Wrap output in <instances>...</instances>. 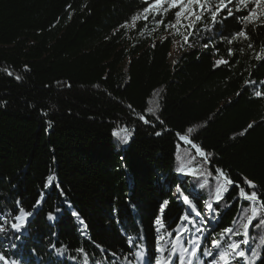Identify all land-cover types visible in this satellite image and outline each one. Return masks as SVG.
I'll use <instances>...</instances> for the list:
<instances>
[{
	"label": "trees",
	"instance_id": "trees-1",
	"mask_svg": "<svg viewBox=\"0 0 264 264\" xmlns=\"http://www.w3.org/2000/svg\"><path fill=\"white\" fill-rule=\"evenodd\" d=\"M144 7L0 0V254L8 264H136L138 256L213 264L204 255L213 244L235 253L228 264H264V225L252 227L264 220V96L252 90L264 83V4L233 0L234 14L225 9L215 24L204 12L174 63L172 39L161 37L174 10L163 24L151 15L139 22L136 32L149 27L148 36L128 38L126 25ZM239 188L260 199H241ZM18 210L31 213L20 232L10 228Z\"/></svg>",
	"mask_w": 264,
	"mask_h": 264
},
{
	"label": "snow or ice",
	"instance_id": "snow-or-ice-1",
	"mask_svg": "<svg viewBox=\"0 0 264 264\" xmlns=\"http://www.w3.org/2000/svg\"><path fill=\"white\" fill-rule=\"evenodd\" d=\"M233 2V0H218V4L215 6V11H212L210 8H206L205 4H206V0H145V7L143 9L144 12V20L147 21L149 18V15H151L153 17V19H155L156 17H160V19L156 20V24L160 25L164 23V14L167 11H173V15L174 18L177 19L178 21L181 19V17L185 14L188 13L189 14V23L186 25V27L188 28H194L195 27V22L202 20L204 18L203 14L204 12H210V18L213 24L216 23V17L225 11V9H227V15L231 16L233 15V10L232 8L228 7L229 4H231ZM239 3L241 5H246L247 4V0H239ZM255 5L259 6L261 4H264V0H254ZM199 7V12L200 15L196 14V7ZM236 11H240V8H237ZM194 17V19H193ZM252 17H256V12L255 10H249L247 15L243 16L242 19L244 21H251ZM226 18V17H225ZM258 18V17H257ZM134 20L137 19V17L133 18ZM172 27H175V25H171ZM237 36H244L245 38H247V33L244 31H241L239 33L236 34ZM185 41L187 42L188 37H184ZM229 43H231V40L229 41ZM251 46V45H249ZM205 47H207V45H205ZM229 54L231 55V49H229ZM218 65L219 64H226L228 63V61H225L223 59L218 60L216 62ZM17 79H19V77H17ZM255 95L257 97L261 96V93L259 91L255 92ZM149 112H152V109H148ZM140 119H142L145 123H149V121L147 119H145V117L142 115L140 117ZM253 125H249V128H252ZM189 132L192 131V129H188ZM160 133H157V135H159ZM114 135H118V133H114ZM123 142L127 143V136L123 137ZM181 139L183 141H186L189 145H192L197 153H199L202 157H206V154L196 145L193 144V141L189 139V137L187 136H182ZM178 172L180 174H185V175H189V176H195L197 175V170L193 169L189 172H185V170L183 168L179 169ZM215 172L217 173L218 178L219 177H223L224 180L226 181V183L228 184H234V182L232 180H230L226 174L223 172V170L221 169H216ZM49 183H51L52 178L49 177ZM246 183L248 184V186L250 188H254L255 185L252 181H246ZM179 188V185L177 186ZM182 191V190H181ZM219 191V189L217 190ZM239 195L241 199H246L247 201L250 202H255L258 201L260 199V197L258 196L256 191H252L250 193L245 192L244 188H239ZM183 199L185 201L189 200V196L185 195L183 197ZM168 201H164L162 202V205L159 209L160 212L164 211V207L167 205ZM209 207H211V205H209ZM56 211H60V209H56ZM31 213L30 212H24L22 210H18L17 214L14 216V220L10 225V228L16 232H20L22 230V228L25 226L26 221H27V217L30 216ZM73 215H75V213H73ZM49 218L50 219H54V215L52 213H49ZM189 217L187 215L184 216V219L187 220ZM251 223V221H250ZM154 225L156 226L157 230L159 231L160 227H161V220L159 218L154 220ZM264 225V220H260L258 221L255 225H252V227H260ZM246 231L243 233L244 235H247V229L249 227L248 224L244 225ZM185 231H187V229H185ZM226 231L231 232L232 229L228 228L226 229ZM5 232V224L3 222H0V234ZM239 234V233H238ZM195 245V250L193 251L192 255L195 256L197 251H200V247L199 245H196L195 242H193ZM241 243L243 244H248L249 242L247 240H243L241 241ZM231 247L233 248H238L239 245H232ZM159 250V249H157ZM81 252H83V249H80ZM204 255L207 256H212L213 253L211 251H207L204 253ZM247 255V253L245 251H239L238 252V256L243 258ZM221 258H223V253H221ZM181 264H183V257H179ZM0 261H5L6 264H8L7 262V258L3 255L0 254ZM156 264H160V261L157 259L156 260ZM169 264H171V261L169 262ZM213 264H215V261H213Z\"/></svg>",
	"mask_w": 264,
	"mask_h": 264
},
{
	"label": "rangeland",
	"instance_id": "rangeland-1",
	"mask_svg": "<svg viewBox=\"0 0 264 264\" xmlns=\"http://www.w3.org/2000/svg\"><path fill=\"white\" fill-rule=\"evenodd\" d=\"M150 16V15H149ZM189 14L185 13L181 19L178 21L175 19V21L172 24H169L167 26L166 31L161 36L162 38H171L172 39V47L169 55V61L171 63H174L181 55L183 51V45L185 43L184 37H186V25L189 23ZM139 22H146L144 20V12L137 16V19L133 20L131 23H128L126 25L127 30V36L129 39L134 38H140V37H146L149 35L148 29L149 27L142 29L139 32H136L138 28ZM171 25H175V27H172ZM158 28H156L154 31H156ZM253 92L259 91L261 93V96H264V83L263 84H254L252 87ZM182 140V139H181ZM183 141V140H182ZM184 143H187L186 141H183ZM188 144V143H187ZM206 217L209 223L214 222V217L211 215L210 212H206ZM214 245L213 248V258L215 261V264H228V255L232 258H235V253L232 251L224 252L220 251L218 247ZM221 253H223V258H221ZM160 256H162V248L160 249ZM136 264H144V261L141 256H138V260ZM160 264H165L162 260H160Z\"/></svg>",
	"mask_w": 264,
	"mask_h": 264
},
{
	"label": "water",
	"instance_id": "water-1",
	"mask_svg": "<svg viewBox=\"0 0 264 264\" xmlns=\"http://www.w3.org/2000/svg\"><path fill=\"white\" fill-rule=\"evenodd\" d=\"M194 144V143H193ZM194 145H196V144H194ZM197 146V145H196ZM205 153V152H204Z\"/></svg>",
	"mask_w": 264,
	"mask_h": 264
}]
</instances>
